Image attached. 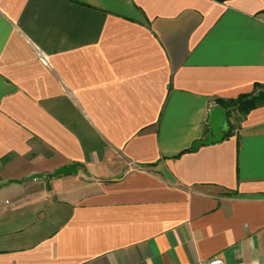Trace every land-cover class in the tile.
<instances>
[{"label":"crops","instance_id":"1","mask_svg":"<svg viewBox=\"0 0 264 264\" xmlns=\"http://www.w3.org/2000/svg\"><path fill=\"white\" fill-rule=\"evenodd\" d=\"M255 87L264 0H0V264H264Z\"/></svg>","mask_w":264,"mask_h":264},{"label":"trees","instance_id":"2","mask_svg":"<svg viewBox=\"0 0 264 264\" xmlns=\"http://www.w3.org/2000/svg\"><path fill=\"white\" fill-rule=\"evenodd\" d=\"M216 3L223 4L230 0H213ZM259 89V91H257ZM220 107L227 112V130L223 140L230 137L236 129V123L242 121L245 116L252 110L264 105V87H255L253 93L241 95L235 100L219 102ZM230 117L235 118L236 123L230 124Z\"/></svg>","mask_w":264,"mask_h":264},{"label":"water","instance_id":"3","mask_svg":"<svg viewBox=\"0 0 264 264\" xmlns=\"http://www.w3.org/2000/svg\"><path fill=\"white\" fill-rule=\"evenodd\" d=\"M208 125L211 132V137L205 141H197L193 144L192 149L196 150L200 146H211L220 143L227 130V112L221 107H214L208 114ZM76 173L75 167L62 169L57 171L53 176ZM38 177H32L35 179Z\"/></svg>","mask_w":264,"mask_h":264},{"label":"built area","instance_id":"4","mask_svg":"<svg viewBox=\"0 0 264 264\" xmlns=\"http://www.w3.org/2000/svg\"><path fill=\"white\" fill-rule=\"evenodd\" d=\"M205 264H227V263L220 258H215Z\"/></svg>","mask_w":264,"mask_h":264}]
</instances>
